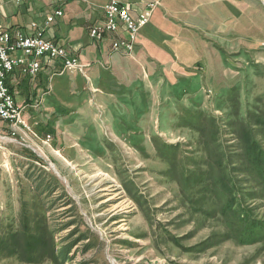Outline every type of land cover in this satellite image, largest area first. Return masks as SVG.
Returning a JSON list of instances; mask_svg holds the SVG:
<instances>
[{"label": "rangeland", "instance_id": "rangeland-1", "mask_svg": "<svg viewBox=\"0 0 264 264\" xmlns=\"http://www.w3.org/2000/svg\"><path fill=\"white\" fill-rule=\"evenodd\" d=\"M153 15L146 59L50 69L24 123L0 121V235L47 222L55 243L0 264H264V181L238 156L264 112V0Z\"/></svg>", "mask_w": 264, "mask_h": 264}, {"label": "crops", "instance_id": "crops-1", "mask_svg": "<svg viewBox=\"0 0 264 264\" xmlns=\"http://www.w3.org/2000/svg\"><path fill=\"white\" fill-rule=\"evenodd\" d=\"M111 0H0V23H6L13 30H22L26 33L33 32L31 23L40 18L43 20L46 15L57 8L64 10V15L57 17L54 23L44 29V36L47 39L60 42L76 53L84 64H88V69L103 62H114L116 57L125 56L123 53L115 52L111 48L109 39L96 41L90 38V27L104 18V6ZM130 7V12L134 18L138 17L150 3H156L154 11L162 4L170 8L171 4L179 0H119ZM169 2V3H168ZM144 26L138 35L137 45L132 53L138 58H145V52L156 40L152 38L154 26L149 24ZM195 23L186 21L184 27L195 26ZM162 26V24L160 25ZM181 29H175L167 34L178 33ZM188 37V36H187ZM167 38L163 44L167 45ZM185 38V36H184ZM182 41L186 45L187 42ZM251 40L250 42H253ZM259 43H257L258 45ZM171 45V44H170ZM252 45V43H251ZM250 45V47H252ZM153 47V46H152ZM170 50L169 48H167ZM249 49V48H248ZM180 50V49H173ZM16 53H13V55ZM131 55V56H132ZM129 57V56H128ZM52 66L44 65L36 77L27 76L21 67H16L15 71L8 78L11 90L14 92L17 102L19 100L34 99L39 97L41 86ZM52 70V69H51ZM50 70V71H51ZM58 73H52L55 76ZM33 90V92L31 91ZM20 104V103H19ZM23 105V104H20ZM23 107H25L23 105Z\"/></svg>", "mask_w": 264, "mask_h": 264}, {"label": "built area", "instance_id": "built-area-1", "mask_svg": "<svg viewBox=\"0 0 264 264\" xmlns=\"http://www.w3.org/2000/svg\"><path fill=\"white\" fill-rule=\"evenodd\" d=\"M155 7L156 3H150L148 8L134 18L127 4L111 0L104 6V18L90 27L89 36L96 41L109 39L113 51L132 55L140 30L150 22ZM63 15L64 10L57 8L43 20H34L31 23V33L13 30L6 23H0L1 122H8L12 126L24 123V107L17 102L8 83V78L16 67H21L30 77H36L44 65L58 66L62 71L88 67L69 47L44 36V29Z\"/></svg>", "mask_w": 264, "mask_h": 264}, {"label": "trees", "instance_id": "trees-1", "mask_svg": "<svg viewBox=\"0 0 264 264\" xmlns=\"http://www.w3.org/2000/svg\"><path fill=\"white\" fill-rule=\"evenodd\" d=\"M51 69L55 73L61 72V68L58 66H52ZM250 118L254 120L249 122L247 126H243L244 129L239 134L242 151L238 152V156L241 157V165H244L242 171L257 175L264 181V147L257 140V131H255L256 125L264 129V112L256 111V113L250 114ZM9 133L13 135L12 131ZM233 167L236 170L239 164ZM262 186H264V182ZM47 225V222L44 223L38 231L31 229L32 227L30 228L27 223L22 224L19 229L7 230L3 235H0V257L16 256L25 263H40L46 259L55 261L53 230ZM67 248H64L65 252Z\"/></svg>", "mask_w": 264, "mask_h": 264}, {"label": "bare ground", "instance_id": "bare-ground-1", "mask_svg": "<svg viewBox=\"0 0 264 264\" xmlns=\"http://www.w3.org/2000/svg\"><path fill=\"white\" fill-rule=\"evenodd\" d=\"M52 40V39H51ZM1 136V135H0Z\"/></svg>", "mask_w": 264, "mask_h": 264}]
</instances>
